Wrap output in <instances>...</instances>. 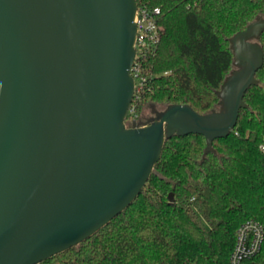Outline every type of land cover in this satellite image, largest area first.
Returning a JSON list of instances; mask_svg holds the SVG:
<instances>
[{"label":"water","instance_id":"95a60500","mask_svg":"<svg viewBox=\"0 0 264 264\" xmlns=\"http://www.w3.org/2000/svg\"><path fill=\"white\" fill-rule=\"evenodd\" d=\"M136 0H0V264H39L139 195L166 139L226 137L261 67L264 15L229 38L218 109L171 104L127 126ZM171 196V195H170Z\"/></svg>","mask_w":264,"mask_h":264},{"label":"trees","instance_id":"16d2710c","mask_svg":"<svg viewBox=\"0 0 264 264\" xmlns=\"http://www.w3.org/2000/svg\"><path fill=\"white\" fill-rule=\"evenodd\" d=\"M136 1L138 8L159 9V41L139 59L145 84L127 126L145 123H138L145 104L218 109L217 92L233 68L229 38L264 15V0ZM257 42L263 51L257 83L246 90V107L230 133L206 153L202 135L166 139L152 174L122 213L39 264H229L237 227L249 218L264 227V30ZM245 264H264V239Z\"/></svg>","mask_w":264,"mask_h":264},{"label":"built area","instance_id":"2783aa9c","mask_svg":"<svg viewBox=\"0 0 264 264\" xmlns=\"http://www.w3.org/2000/svg\"><path fill=\"white\" fill-rule=\"evenodd\" d=\"M158 14L159 9L157 7L153 9L137 7L135 13L136 36L134 47L136 55L130 71L134 79V93L131 104L140 99L145 84V77L142 74L139 59L146 52L155 49L159 41V30L157 26ZM259 149L264 154V138L259 144ZM263 239L264 227L262 223L252 218L244 220L236 229L229 264H245L247 259L253 257L260 251Z\"/></svg>","mask_w":264,"mask_h":264},{"label":"rangeland","instance_id":"374dc122","mask_svg":"<svg viewBox=\"0 0 264 264\" xmlns=\"http://www.w3.org/2000/svg\"><path fill=\"white\" fill-rule=\"evenodd\" d=\"M218 108V106H216ZM160 110H162L161 105H150V104H145L141 114H140V119L138 123L146 122L149 118L155 117L154 113H158ZM54 264H60L59 262H55Z\"/></svg>","mask_w":264,"mask_h":264},{"label":"flooded vegetation","instance_id":"af4514ba","mask_svg":"<svg viewBox=\"0 0 264 264\" xmlns=\"http://www.w3.org/2000/svg\"><path fill=\"white\" fill-rule=\"evenodd\" d=\"M233 68H235L234 66H233ZM152 118H154V117H151V118H149L145 123H147L150 119H152Z\"/></svg>","mask_w":264,"mask_h":264}]
</instances>
